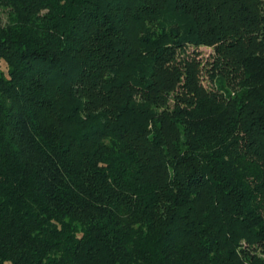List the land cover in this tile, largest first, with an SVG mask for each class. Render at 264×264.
Returning <instances> with one entry per match:
<instances>
[{
    "label": "trees",
    "instance_id": "16d2710c",
    "mask_svg": "<svg viewBox=\"0 0 264 264\" xmlns=\"http://www.w3.org/2000/svg\"><path fill=\"white\" fill-rule=\"evenodd\" d=\"M0 66V264H264V0H0Z\"/></svg>",
    "mask_w": 264,
    "mask_h": 264
},
{
    "label": "rangeland",
    "instance_id": "374dc122",
    "mask_svg": "<svg viewBox=\"0 0 264 264\" xmlns=\"http://www.w3.org/2000/svg\"><path fill=\"white\" fill-rule=\"evenodd\" d=\"M200 52H201V58H203V60L206 61L207 59H210L211 55L213 54V49H211V48H201ZM0 69L3 70L2 66H0ZM204 83H205L206 86L207 85L209 86L207 79L204 81Z\"/></svg>",
    "mask_w": 264,
    "mask_h": 264
}]
</instances>
